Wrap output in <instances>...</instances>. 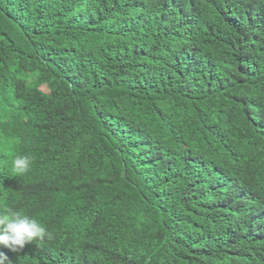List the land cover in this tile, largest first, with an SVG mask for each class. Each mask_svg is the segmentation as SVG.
I'll use <instances>...</instances> for the list:
<instances>
[{"label": "trees", "instance_id": "obj_1", "mask_svg": "<svg viewBox=\"0 0 264 264\" xmlns=\"http://www.w3.org/2000/svg\"><path fill=\"white\" fill-rule=\"evenodd\" d=\"M12 264H264V0H0Z\"/></svg>", "mask_w": 264, "mask_h": 264}, {"label": "clouds", "instance_id": "obj_2", "mask_svg": "<svg viewBox=\"0 0 264 264\" xmlns=\"http://www.w3.org/2000/svg\"><path fill=\"white\" fill-rule=\"evenodd\" d=\"M32 164L33 157L30 154L9 152L6 159L0 160V166L4 167L13 178L27 175ZM52 238V233L40 219L22 211L10 209L0 211V246L17 253L27 245ZM0 264H12L3 252H0Z\"/></svg>", "mask_w": 264, "mask_h": 264}]
</instances>
